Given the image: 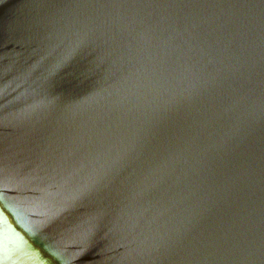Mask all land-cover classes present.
Instances as JSON below:
<instances>
[{
  "label": "water",
  "instance_id": "water-1",
  "mask_svg": "<svg viewBox=\"0 0 264 264\" xmlns=\"http://www.w3.org/2000/svg\"><path fill=\"white\" fill-rule=\"evenodd\" d=\"M0 264H264V43L0 96Z\"/></svg>",
  "mask_w": 264,
  "mask_h": 264
}]
</instances>
